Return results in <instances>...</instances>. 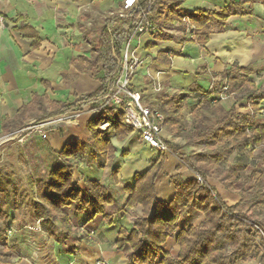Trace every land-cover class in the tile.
Segmentation results:
<instances>
[{
  "label": "trees",
  "instance_id": "1",
  "mask_svg": "<svg viewBox=\"0 0 264 264\" xmlns=\"http://www.w3.org/2000/svg\"><path fill=\"white\" fill-rule=\"evenodd\" d=\"M185 1L140 0L132 10L106 19L96 36L84 30L86 42L91 46L92 59L80 58V64L93 73L102 71L99 88L73 103H49L45 101V96H36L33 105L22 108L13 119H7L4 128L8 130L7 126L16 121L18 124L13 130H24L46 119L95 108L106 99L113 92L121 73L123 48L144 13H147L148 21L159 28L160 33L156 36L163 40H173L174 37L164 30L173 28L175 22L188 17L197 27L193 44L205 48L211 35L226 30L230 18L253 16L257 2L230 0L228 6L220 10L188 12L182 9ZM262 3L264 5V0ZM21 30L26 37L33 39L32 48L39 49L41 40L38 33L27 26L21 27ZM155 63L166 67L171 65L165 52L158 55ZM254 73L252 67L233 65L220 74L221 80L216 83L217 87H222L224 80L230 87L239 85L233 97L237 103L246 102L250 115L238 112L236 106L225 109L216 97L213 98L215 88L208 92L198 90L200 94L189 131V123L182 111L190 95L173 97L167 108H152L165 113L164 132L184 140L183 145L166 140L172 154L205 182L199 184L196 178L184 179L178 169L172 177L175 188L173 199L169 203L158 200L156 181L166 161V153L163 152L145 174L135 176L134 187L124 189L128 194L124 207H141L143 215L134 223L132 230L120 228L115 243L118 251L129 249L128 264H245L257 256L261 257L258 264H264V248L256 239L260 236L257 228L264 234V124L257 122L260 105L264 102V88H258L249 79ZM104 123L115 128L119 142L134 132L123 123L120 111L113 107L103 109L87 123L92 143L75 140L67 144L60 154L52 153L54 166L48 177L34 181L35 215L42 224L49 226L48 230L60 223L70 233L69 219L64 211L73 206L76 213L88 216L84 226L97 217H103L109 225L113 224L112 215L107 210L108 205L116 204L112 193L97 181H87V189L82 190L74 184L72 172L75 163L87 162L105 168L114 159L116 148L106 131L100 128ZM196 144L204 150L193 154L186 152ZM239 150L258 151L255 158L261 162L262 170L242 177L245 172L242 165L227 166L229 158ZM118 173L119 169L113 171L115 179ZM13 177L10 171L0 170V193L11 191L9 183ZM212 179L228 192L239 195L240 201L235 205L226 204L210 185ZM190 210L203 215L204 220L197 226L184 228V215ZM5 222L8 223L7 218ZM174 236L179 247L176 257L164 249L168 239ZM1 237L2 234L0 240Z\"/></svg>",
  "mask_w": 264,
  "mask_h": 264
},
{
  "label": "crops",
  "instance_id": "2",
  "mask_svg": "<svg viewBox=\"0 0 264 264\" xmlns=\"http://www.w3.org/2000/svg\"><path fill=\"white\" fill-rule=\"evenodd\" d=\"M256 1L253 16L230 18L226 30L211 35L205 48L181 42L186 40V37L183 28L177 22L173 28L164 30L167 35L174 37L173 40H163L149 35L136 40L134 47L144 61L133 80L132 90L141 95L143 104L157 108L169 105L173 97L182 94L195 96L198 100L200 94L198 90L208 92L215 88L219 91L221 87H217L216 83L221 80L220 74L233 65L252 67L255 73L249 79L258 88H264V5L262 0ZM123 2L124 0H106L102 8L110 6L119 10L122 9ZM229 3L230 0H186L182 9L188 12L197 9L220 10ZM85 5L86 0H0V139L19 132L18 129L13 130L18 122H12L7 126L8 130L12 129L11 131L6 130L4 124L7 119H13L22 108L32 106L36 96H45V101L49 103H73L82 97L74 93V100L66 101L64 95L75 90L72 85V88L68 87L65 81L72 73L70 68H76L78 73L87 70L94 75L101 73L103 77L102 71L93 73L80 64V58L92 59L91 46L86 42L84 30L91 32L79 24ZM116 13L121 12L116 11L113 14ZM24 26L31 27L38 33L41 40L39 49L32 48L33 39L26 37L21 30ZM77 30L83 34L84 42L81 41L71 48L68 42L70 43V37ZM84 44L90 47V58L77 52ZM162 52L170 58V67L155 63ZM101 78L88 94L99 88ZM225 82L224 80L222 85ZM238 88L237 84L230 87L232 93ZM155 95L156 99L152 100V96ZM216 96L215 93L213 98ZM219 102L227 110L236 106L238 112L250 115L246 102L237 103L231 98ZM260 109L257 120L262 119L260 124H264V102ZM91 119L92 117L85 116L69 125L67 131L48 132L37 141V151L45 171V175L37 179L48 177L54 166L52 153L60 154L67 144L75 140L92 143L91 133L87 129V123ZM111 127L106 135L116 148L114 159L108 162L105 168L87 162L75 163L72 172L74 184L82 190L87 189V181H97L112 193L116 204L108 205L107 210L112 215L113 224L109 225L106 219L97 217L85 225V228L96 233L94 238H88L79 230L88 221V216L76 213L75 206L64 211L69 219L70 233H67L60 223L48 230L49 226L42 224V221L36 218L35 208L33 210L34 218L40 221L42 234L54 242L55 251L57 248L61 250V254L57 256L59 264H95L98 260H105L111 264H128L129 249L118 251L115 243L120 228L132 230L134 223L142 218L143 213L141 207H124L128 198L124 189L133 188L135 176L145 174L160 153L146 145L135 132L119 142L115 136V128L112 125ZM167 135L168 140L175 138ZM124 153L127 155L124 156ZM179 161L174 154H166L163 170L156 181L158 200L169 203L173 199L175 188L172 177L178 173V169L184 179L195 178V173L182 167ZM117 169L119 173L115 179L113 171ZM211 181L213 180H210V185L221 197V191L212 185ZM230 200L234 203L232 205L239 202L233 198ZM200 216L202 222L204 217L201 214ZM34 232L33 235L37 236L38 233ZM171 241L179 251L175 236L169 238L165 246L170 244L174 249ZM48 244L53 247L52 243ZM165 251L169 252V249Z\"/></svg>",
  "mask_w": 264,
  "mask_h": 264
},
{
  "label": "rangeland",
  "instance_id": "3",
  "mask_svg": "<svg viewBox=\"0 0 264 264\" xmlns=\"http://www.w3.org/2000/svg\"><path fill=\"white\" fill-rule=\"evenodd\" d=\"M105 1L106 0H86L87 5L83 6L79 24L89 29L94 36L98 33V29L104 25L105 20L113 13L116 11L123 12L121 8H119V10H115L110 6L105 9L102 8V6L105 5ZM70 38L71 41L70 43L68 42V45H70L71 48L81 41L84 42L83 34L79 33L78 30L75 31ZM77 52L88 58L91 56L90 47L86 44L83 45L82 49H78ZM70 70L72 73L65 78V81H67L68 87H73L75 90L69 91L67 93L68 95H64L66 101H73L74 93L77 96L88 94L96 86L97 80L102 77L101 73L94 75L88 72V70L79 73L74 67L70 68ZM216 95H218L217 91ZM152 97L151 99L154 100L157 96L155 95ZM216 98L218 97L216 96ZM230 98L231 100H235L232 89H230ZM197 103L198 100L195 96L190 97L187 101V106L182 111V115L189 123L188 131L192 128V113ZM160 107L167 108L168 104L161 105ZM257 121L260 123L262 119ZM67 127H60L50 132L67 131ZM19 132L0 139V170L10 171L14 176L9 183L11 191H9L8 194L0 193V234H2L0 240V264H59L57 256L61 254V250L57 248L55 251L54 242L49 240V237L42 234L40 221H36L33 213L35 195L32 183H34L35 179L42 178L45 175L40 154L37 151V141L42 138L43 134L37 131H25L23 134ZM164 137L166 140L169 139L165 132ZM171 141L179 145L184 144L182 137L172 138ZM202 150H204V148L200 144H196L189 147L186 152L193 154ZM258 153V151L250 152V150H239L229 158L227 166L242 165L245 168L242 177L252 171H261L263 166L261 162L255 158ZM167 154L172 155L171 151ZM179 162L182 167L185 169L187 168L181 160ZM211 184L221 191V197L226 204H234L233 201L230 200L232 198L240 201L239 195L228 192L217 180L211 181ZM5 218L8 219V223L5 222ZM201 220L202 217L200 214L190 210L184 215L182 227L195 224L198 225ZM35 228L37 229L34 230ZM82 229L86 232H82ZM33 230L38 233L37 236L33 235V233H35ZM79 230L81 234L88 238V232L93 231L85 228V226L81 227ZM256 239L257 243L264 248V234L257 236ZM48 243H52L53 247H50ZM170 243L173 245L174 249L171 248L170 244L165 246V249H169V253L176 257L178 251L176 250L175 243L173 241ZM260 259L261 257L257 256L245 264H258Z\"/></svg>",
  "mask_w": 264,
  "mask_h": 264
},
{
  "label": "built area",
  "instance_id": "4",
  "mask_svg": "<svg viewBox=\"0 0 264 264\" xmlns=\"http://www.w3.org/2000/svg\"><path fill=\"white\" fill-rule=\"evenodd\" d=\"M139 1L140 0H124L122 7L123 12L130 11L137 7ZM147 16V13H144L129 41L125 44L122 52L121 73L116 81L113 92L106 99L101 101L95 108H85L82 111H74L65 115L46 119L20 132L37 131L44 136L51 130L59 129L64 126L67 127L85 116L93 118L101 110L113 107L122 113L123 123L131 127L135 133L139 134L146 145L152 147L159 153L163 152L167 154L170 152V148L164 137L165 113L161 110L145 106L142 103L141 95L132 90L133 80L141 69L144 61L137 48L134 47V42L143 36H156L160 33L159 28L155 24L149 22ZM177 23L183 28L186 42L193 44L197 30L196 25L188 17L183 18L181 22L177 21ZM217 93L218 101L228 100L230 98V86L228 83L225 82ZM100 128L108 132L112 127L109 123H104ZM195 178L199 184L205 182L202 177L196 174ZM257 229L260 235L263 234L259 228ZM82 232L86 231L82 229ZM88 233L89 238H93L95 235L94 231ZM95 264L111 263L105 260H98Z\"/></svg>",
  "mask_w": 264,
  "mask_h": 264
}]
</instances>
